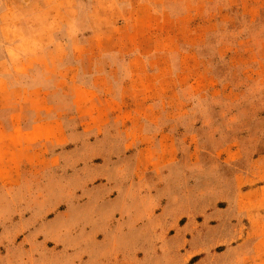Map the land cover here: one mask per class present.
I'll use <instances>...</instances> for the list:
<instances>
[{"label": "rangeland", "instance_id": "374dc122", "mask_svg": "<svg viewBox=\"0 0 264 264\" xmlns=\"http://www.w3.org/2000/svg\"><path fill=\"white\" fill-rule=\"evenodd\" d=\"M230 250L264 264V0H0V264Z\"/></svg>", "mask_w": 264, "mask_h": 264}, {"label": "crops", "instance_id": "0c3cea01", "mask_svg": "<svg viewBox=\"0 0 264 264\" xmlns=\"http://www.w3.org/2000/svg\"><path fill=\"white\" fill-rule=\"evenodd\" d=\"M131 220H134V218H132ZM228 236H230V233L227 235V237ZM223 238H225L224 235H223ZM223 238L220 236L219 239L221 240ZM235 250H230L225 253H219L218 257L214 259L216 260V262L213 264H234L240 258V257H237L238 251H235ZM165 257L166 256L162 258V261L159 260L156 264H172V262ZM199 264H204V262H200Z\"/></svg>", "mask_w": 264, "mask_h": 264}]
</instances>
